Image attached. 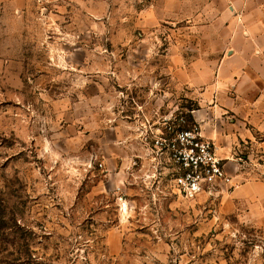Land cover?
<instances>
[{
    "label": "rangeland",
    "instance_id": "1",
    "mask_svg": "<svg viewBox=\"0 0 264 264\" xmlns=\"http://www.w3.org/2000/svg\"><path fill=\"white\" fill-rule=\"evenodd\" d=\"M199 1L0 3V264H264V201L234 192L264 184L257 97L239 104L248 120H214L227 135L213 140L228 174L216 194L129 168L155 109L199 125L202 56L219 51L205 43L224 39Z\"/></svg>",
    "mask_w": 264,
    "mask_h": 264
},
{
    "label": "crops",
    "instance_id": "2",
    "mask_svg": "<svg viewBox=\"0 0 264 264\" xmlns=\"http://www.w3.org/2000/svg\"><path fill=\"white\" fill-rule=\"evenodd\" d=\"M183 1L172 0L180 8L184 6ZM200 1L206 14L221 18L220 31L224 33V39L217 43H205L206 47L213 45L219 51L214 55L206 53L208 56H202L203 62L213 64V69L211 77L204 76L203 108L194 111L192 116L199 123L204 137L220 143L218 140L227 135L213 129L214 120L218 124L228 117L227 113L238 114L240 110L244 113L241 118L248 120L251 106L242 108L239 104H251L254 97H257L259 108L264 111V0ZM187 81L198 84L191 78ZM244 134L250 136L249 131ZM218 153L226 158L223 152L218 150ZM234 192L241 201L254 198L264 201V184L259 182L242 183Z\"/></svg>",
    "mask_w": 264,
    "mask_h": 264
},
{
    "label": "built area",
    "instance_id": "3",
    "mask_svg": "<svg viewBox=\"0 0 264 264\" xmlns=\"http://www.w3.org/2000/svg\"><path fill=\"white\" fill-rule=\"evenodd\" d=\"M139 124L136 138L142 152L132 156L129 168H144L148 178L164 179L186 197L211 196L225 184V159L199 125L187 120L186 112L176 108L161 114L155 109Z\"/></svg>",
    "mask_w": 264,
    "mask_h": 264
}]
</instances>
